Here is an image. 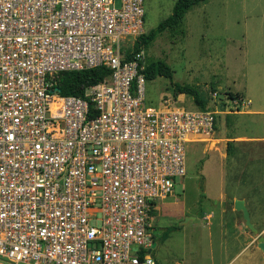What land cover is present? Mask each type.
<instances>
[{
    "label": "built area",
    "instance_id": "1",
    "mask_svg": "<svg viewBox=\"0 0 264 264\" xmlns=\"http://www.w3.org/2000/svg\"><path fill=\"white\" fill-rule=\"evenodd\" d=\"M144 3L0 0V264H156V200L217 111L146 103ZM98 66L82 95L56 89Z\"/></svg>",
    "mask_w": 264,
    "mask_h": 264
},
{
    "label": "rangeland",
    "instance_id": "2",
    "mask_svg": "<svg viewBox=\"0 0 264 264\" xmlns=\"http://www.w3.org/2000/svg\"><path fill=\"white\" fill-rule=\"evenodd\" d=\"M174 1L145 0V32L171 13ZM182 29V35L164 31L143 48L145 59L163 60L173 69L172 78L146 80L145 101L159 104L173 97V83L193 85L217 111V136L229 139L206 147L187 144L185 176L174 179L173 194L156 200L152 211L151 255L156 264H263L257 238L264 235V199L256 193L260 184L249 180L262 178L255 164L264 157L247 144L249 138L235 136L264 134V113L232 112L264 111V0H207L186 12ZM174 99L180 108L200 109L190 95ZM220 179L224 191L246 194L257 234L245 225L242 212H235L233 197L226 191L220 197ZM187 216L195 218L183 223ZM220 216L249 246L228 239L222 248Z\"/></svg>",
    "mask_w": 264,
    "mask_h": 264
},
{
    "label": "trees",
    "instance_id": "3",
    "mask_svg": "<svg viewBox=\"0 0 264 264\" xmlns=\"http://www.w3.org/2000/svg\"><path fill=\"white\" fill-rule=\"evenodd\" d=\"M205 1L207 0H175L171 13L160 20L156 27L142 33L137 38L134 45L135 52L141 48L147 49L154 39L164 31H171V33L182 35V25L186 12L193 6ZM107 73H109V70L105 66L62 72L57 79L59 93L80 96L87 85L97 83ZM143 73L146 80H152L156 76L172 78L173 69L163 60L147 58L145 59ZM179 94L190 95L195 104L201 109L207 107L206 102L201 97L200 91L193 85L173 83V97L176 98Z\"/></svg>",
    "mask_w": 264,
    "mask_h": 264
},
{
    "label": "crops",
    "instance_id": "4",
    "mask_svg": "<svg viewBox=\"0 0 264 264\" xmlns=\"http://www.w3.org/2000/svg\"><path fill=\"white\" fill-rule=\"evenodd\" d=\"M238 112H249V113L262 112V113H264V111H256V110H252V109H245V110L233 111L232 114L238 113ZM230 118L234 119V117H230ZM226 119H227V117H226ZM217 121L218 120H217V116H216L215 135H214V139L212 141H214V140L215 141H219L222 138L229 139V136L228 137L227 136H219V137L217 136V130H219V128L217 127ZM218 134H219V131H218ZM242 136H244L246 138H249L250 140L247 141V144L257 148L259 153H260V155H262V157H264V134H262V135L245 134V135L235 136V137H242ZM235 137H233V138H235ZM208 144L209 143L204 144V147L208 146ZM223 153H224V150L220 151L221 156L224 155ZM255 165L260 169V172L262 173V178H259L260 180H254V179L252 180L250 178L249 181H251L252 183H259L260 184V185H258L260 187V190L257 191L256 193H259L260 194L259 197L264 199V161H257ZM253 177L254 176L252 175V178ZM225 191L228 193V189L227 188H225ZM225 191H224V188H223V179H220V197L223 198V196H225V194H226ZM228 194L233 197V202H234L235 199H243L244 200L245 205H246V207H247V209H248V211L250 213L251 221L254 224V226L257 228V230H258V227H257L255 221L253 220L251 208H250V205L248 203V198H247L246 194L245 193H238L236 190H234L232 193H228ZM234 210H235V212L241 214L240 211H237L236 209H234ZM241 217H242V215H241ZM217 226L219 227L218 232H219V237H220V239L222 241L221 242L222 248H227L228 245L226 244V242L228 241V239L232 240L233 245H236V243H237V244H241V246H244V247L249 246L247 244L246 240H243L238 235L233 234V231L229 227H227V223L225 222V220H223L221 218V216H220V219H219V222H218ZM235 227H237V225H235ZM209 230H211V228ZM209 234H211V233L209 232ZM209 237H211V235Z\"/></svg>",
    "mask_w": 264,
    "mask_h": 264
},
{
    "label": "water",
    "instance_id": "5",
    "mask_svg": "<svg viewBox=\"0 0 264 264\" xmlns=\"http://www.w3.org/2000/svg\"><path fill=\"white\" fill-rule=\"evenodd\" d=\"M57 90L59 89L58 87L56 88ZM234 208L237 211L242 212V217L245 221V225L255 234L258 233L257 228L254 226V224L251 221L250 218V213L245 205V202L243 199H235L234 200ZM195 217L193 216H187L184 221H182L183 223H185L186 221H188L189 219H194ZM155 246V243L154 245ZM257 246L263 251V258H264V235H259L257 238ZM263 264H264V259H263Z\"/></svg>",
    "mask_w": 264,
    "mask_h": 264
}]
</instances>
